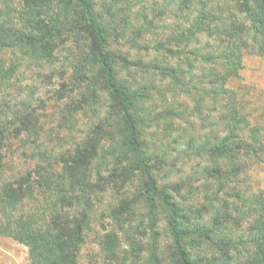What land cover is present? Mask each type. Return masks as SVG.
Returning a JSON list of instances; mask_svg holds the SVG:
<instances>
[{
	"label": "trees",
	"instance_id": "trees-1",
	"mask_svg": "<svg viewBox=\"0 0 264 264\" xmlns=\"http://www.w3.org/2000/svg\"><path fill=\"white\" fill-rule=\"evenodd\" d=\"M235 1L236 10H229L220 0H181L176 6L178 12H186V25L163 40L177 49L163 41L156 49L168 58L187 54L212 64L210 91L232 113L224 117L231 133L249 122L240 115L238 93L228 83L240 77L246 53L264 56V0ZM239 14L247 22L240 21ZM117 17L105 19L92 0H0V237L26 245L32 264H77L89 233L96 223L103 224L97 211L104 206L114 227L101 237L106 240L101 243L104 264H128L129 255L131 264H214L206 259L210 253L235 250L239 254L248 245L253 251L241 264H264V190L245 196L231 185L238 173L247 172L237 153L254 151L255 138L249 144L232 143L216 135L210 144L199 146L209 165H200L201 171L192 168V180L200 175L217 180L216 189L206 184L205 202L187 201L195 191L186 184L187 193L182 195L183 184L161 183L169 164L168 147L159 151L145 137L151 120L146 87L135 88L120 77L131 61L113 48L119 36ZM201 36L216 41L213 50L198 45ZM68 40L81 45L78 60H86L88 69L96 68L110 101L104 125L82 139L74 153L45 146L41 136L46 128L31 110V102H5V92L18 81L24 60H48ZM169 62L165 59L166 65ZM156 63L157 59L152 61L157 70ZM161 74L171 78V88L181 86L178 69L167 65ZM205 89L201 92L211 96ZM105 133L107 138L102 137ZM10 137L21 138L20 144L29 146L32 154L30 159L25 156L27 169L5 175L7 167L12 169V160H4L1 151ZM194 145L192 139L189 148L198 150ZM122 186L129 191L120 193ZM109 191L123 197L107 203ZM229 197L237 199L236 205L233 213L224 214L222 204L229 205ZM230 220L249 221L250 238L229 237ZM162 221L172 240L164 248L159 244ZM118 232L127 235L124 242ZM196 252L199 255L194 257Z\"/></svg>",
	"mask_w": 264,
	"mask_h": 264
},
{
	"label": "rangeland",
	"instance_id": "rangeland-1",
	"mask_svg": "<svg viewBox=\"0 0 264 264\" xmlns=\"http://www.w3.org/2000/svg\"><path fill=\"white\" fill-rule=\"evenodd\" d=\"M92 1L95 2L97 10L105 16V19L115 18L118 15L117 19L120 25L117 26V34L119 36L115 39L113 48L118 55L126 54L125 57L131 61L127 72L123 71L120 77L127 79V82L135 88L146 87L150 93L146 102L151 117L149 120L150 129L145 132V137L151 140V143L155 144L159 151L168 147L169 164L161 183L183 184L182 195H186L185 187L188 185L195 192L191 199L188 195L187 201L199 204L205 202L206 184L213 185L216 189L217 180L210 179L208 181L203 175H200L199 180H192L194 172L192 168L197 169L198 167L201 171L200 165L201 167L209 165L206 162L209 157L199 154V146L203 143L210 144L216 135L221 138L228 137L232 143H238L241 140L248 144L253 143L251 138L254 137V151L247 153L245 150H241L237 153L238 159L245 164L247 172L245 174L238 173L231 185L232 187L236 186L237 190H240L245 196L263 191L264 56L246 53L243 59L245 68L240 77L232 79L228 83L230 88L238 93L240 115L245 116L249 122L248 126L242 124L239 130L231 133L224 117L230 116L232 113L218 98L214 99L217 95L213 90L210 91L212 64L200 62L191 55L183 54L184 50L180 52L183 55H176L175 58L163 56L156 50L159 41L169 39L170 33L174 29L186 25L184 16L186 12H178L179 8L176 6L177 3H181V0ZM220 2L225 7H229V10L237 8L235 0H220ZM176 13L180 15L179 18L175 17ZM238 16L240 21L247 22L243 14ZM201 38L198 45L206 47V51H211L216 46V41L213 38L204 36ZM87 42L89 43V40ZM164 43L167 47L177 49L170 43ZM80 48L79 43L68 40L67 43L59 46L48 60H24L19 70L18 81L5 92V102H9L11 105L19 103L21 100L32 103L31 110L39 116L41 125L46 128V132L44 131L41 136L42 142L49 149L64 153L68 149L74 153L82 139L104 125L101 122H103L104 115L110 106L108 93L102 88V82L97 79L96 68L88 69L86 60H78L82 52ZM155 59H157V70L152 66V61ZM165 59L170 60L167 65L180 72L182 84L177 89L174 83L173 88L170 87L169 83L172 81L170 77L165 78L161 74L167 66ZM147 65L151 67L149 68ZM142 69L149 73L141 72ZM204 88L214 96L202 93ZM18 109H21V106L15 110ZM12 117L10 112L9 118ZM102 137L107 138L108 133L102 134ZM192 139L195 143L193 148L198 150L189 148ZM20 142L22 143L21 138L12 137L4 142L5 146L1 151V156L4 160H12V169L7 167L6 172L4 171L5 175L29 167L26 164L25 156L30 159L31 148L20 144ZM104 143L107 145V142ZM17 161H19L18 165H16ZM219 163L223 164L224 162L220 161ZM221 167L225 168L226 165ZM126 191H129L128 186H122L120 193ZM106 195L107 203H113L114 197L119 199L123 197L110 191ZM236 200L235 197H229V205L222 204L224 214L225 212L233 213ZM105 209L106 207L101 206L97 211L98 221H102L103 224L96 223L95 230L89 233L80 251V256L77 258V264H104L106 262V253L103 252L101 244L106 240L101 237L111 232L114 227L112 219L109 218L110 211L104 213ZM141 212H145V210ZM247 222L249 223V221ZM247 222L236 223L230 220L228 223L229 237L235 240H248L251 232ZM160 229L162 235L159 244L161 248H164L171 244L172 240L163 221L160 224ZM126 236V234L118 232L121 242L125 241ZM246 249L239 254L235 250L218 251L210 253L206 259L214 260V264H241L253 251L251 245H248ZM198 252L194 257L199 255ZM118 257L121 258V261L123 260L122 250L118 251ZM132 260L129 255L127 263L131 264ZM0 264H32L29 248L13 238L1 236Z\"/></svg>",
	"mask_w": 264,
	"mask_h": 264
}]
</instances>
